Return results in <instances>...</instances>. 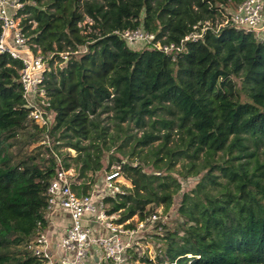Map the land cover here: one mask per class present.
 Here are the masks:
<instances>
[{"label":"trees","instance_id":"trees-1","mask_svg":"<svg viewBox=\"0 0 264 264\" xmlns=\"http://www.w3.org/2000/svg\"><path fill=\"white\" fill-rule=\"evenodd\" d=\"M241 1L21 0L19 25L27 42L33 51L50 55L44 85L47 109L53 112L51 147L44 144L45 156L14 159L10 154V140L20 131L31 125L30 135L42 137L44 128L27 117L21 60L0 53V264H40L26 245L47 223L45 192L55 177L57 156L65 168L70 167L67 158L75 163L72 188L90 192L95 180L89 182L86 173L102 170L106 146L99 116L109 111L117 125L132 122L141 130L139 136H127L134 138V147L160 140L150 150L158 169L151 173L111 154L106 170L115 161L131 182L102 196L106 212L119 213L117 223L134 215L144 219L161 203L168 208L180 183L161 177L162 166L168 169L184 158L191 171L200 153L206 156V172L181 194L175 228H164L153 258L130 249L132 262L264 264V161L257 157L264 156V43L225 25L184 40L173 58L155 48L132 47L118 34L143 28L164 43L179 44L191 31H200L203 21L214 22L229 4ZM171 130L178 139L168 146ZM219 151L224 157H216ZM162 160L164 165L157 164ZM165 177L174 181L173 189Z\"/></svg>","mask_w":264,"mask_h":264},{"label":"built area","instance_id":"built-area-1","mask_svg":"<svg viewBox=\"0 0 264 264\" xmlns=\"http://www.w3.org/2000/svg\"><path fill=\"white\" fill-rule=\"evenodd\" d=\"M22 6L21 0H0V53H8L11 57L21 60L19 82L25 107L28 108L27 117L44 128L42 143L51 147L49 129L53 112L47 109L49 97L44 85L50 55L46 56L41 51H33L27 42L17 22V19L21 17L18 10ZM220 19L214 22L203 21L199 25L200 31L197 29L191 31L179 44L164 43L162 39H156L154 33L145 31L143 28L126 29L118 34L129 45L141 44V47L147 46L162 50L173 58L177 52L181 51L184 40H197L202 37L205 30L213 29L216 32L225 25L253 33L259 42L264 43V0H242L233 11L223 14ZM197 27V25L193 26V28ZM59 55L63 59L68 58L66 52H61ZM120 171V164L105 171L106 194L121 190ZM73 175V169L65 168L57 156L56 174L45 192L47 197L45 210L46 212L53 208L67 210L70 222L60 241L52 243L48 232L43 228L39 229L34 239L26 245L40 264H128L129 250L137 244L136 238L139 233L146 231L149 225L153 226L157 234L163 233L165 222L161 220L157 212L148 213L144 219H139L137 215H134L122 223L115 222L116 213L106 212L107 204L103 202L102 196L96 201L93 199L96 191H103V185L102 189L78 194L72 188ZM85 213L94 215L97 221L104 223L109 235L94 236L84 220ZM55 251L63 252L57 262L54 261Z\"/></svg>","mask_w":264,"mask_h":264},{"label":"rangeland","instance_id":"rangeland-1","mask_svg":"<svg viewBox=\"0 0 264 264\" xmlns=\"http://www.w3.org/2000/svg\"><path fill=\"white\" fill-rule=\"evenodd\" d=\"M238 4V3H237ZM236 3L229 4L228 7L224 9V14L230 13L233 11L234 7L237 5ZM222 17V16H221ZM218 17L217 20H221ZM21 18V17H20ZM20 18L17 19V22H20ZM87 20V19H86ZM85 22L82 23V25ZM132 47H135L134 45H130ZM137 47H141L142 45H136ZM41 51V50H36ZM33 52V51H32ZM35 53V52H33ZM58 63V60L53 62V67H55ZM159 116H165L167 118H170L168 115H164L162 113H159ZM99 121L102 126L106 127V134H105V142L106 146L102 149L101 154V162L103 164V168L101 171H96L95 173H92L91 171H88L86 174V179L92 183V178L95 180L90 186L91 191L93 189H102L103 185V191H96L99 196H106V189L104 188L105 185V170L107 164L112 160L111 154H114L116 157H119L121 160L130 162L133 166L140 165L145 172L151 173L156 170H158L155 167L154 164V156L152 155L151 151L153 146H157V144L160 142L154 141L152 144L145 146V147H134L135 140L133 137L128 138L129 135H137L139 136L141 134V130L137 129L132 122H122L117 125V119L114 117L113 111L104 112L99 116ZM34 128L31 125H28V127L25 130H22L19 132V134L16 136V138L11 139V146L9 147V152L12 155L14 159H20L24 158L27 155H37V156H45L44 151V144L42 143V139L44 138V134L42 137L38 135H30L33 132ZM161 133L165 132V129L161 128ZM113 136L114 139L110 140V136ZM178 135L175 130H171L170 135V141L168 142V146L173 145L175 142H177ZM89 140H83V144H88ZM123 144V146H121ZM121 146V147H120ZM134 148V153L132 154ZM60 152L64 151L65 149L63 147H60L58 149ZM69 152L72 157L76 155V151L72 148L69 149ZM41 153V155H39ZM159 156H163V152H160ZM222 156L223 152L219 151L216 155V157ZM259 163H262L264 161V156L259 152L257 155ZM163 158V157H162ZM205 158L206 156L203 153H200V157L196 161V167L189 171L187 170L188 166V160L181 158L177 161H175L168 169L162 168L160 169V176H170L174 178L177 182L180 183V189L177 191V193L174 194L173 201L171 205L166 208L164 204H158L154 207L153 210L150 212H157L161 220H163L164 227L170 228L173 230L176 226L177 221V206L179 205L181 201V194L184 191L190 190L195 183L201 178V176L206 172V169H203V165L205 164ZM246 159H242V161H245ZM67 162L70 164V168L74 171V165L75 163L72 161L71 158H67ZM165 160L158 161L157 164L164 165ZM41 165V164H40ZM114 165H116L115 161L111 162L110 168H112ZM254 166V158H251L248 163L249 170H252ZM198 170L197 174H193L194 171ZM107 171V170H106ZM214 174L220 175V172L218 170L213 171ZM158 174V173H157ZM183 174H186L188 176H183ZM170 177H165L166 180L171 182L170 188L173 189L174 187V181L171 180ZM124 179V180H123ZM163 179V178H161ZM75 180V178H74ZM77 180V179H76ZM121 186L131 187V182L124 177V175H120ZM219 181L224 182L225 178L219 176ZM123 181V182H122ZM90 191V192H91ZM216 189H213V192H216ZM100 198V197H99ZM108 208V205L106 206ZM149 212V213H150ZM118 212L115 214L116 218L118 217ZM163 234V233H162ZM162 234H157L152 225H149L146 231L141 232L138 234L136 238L137 244L133 246L132 250L137 253V256L140 257L142 254L146 253L149 258H153L155 251L161 246L163 238ZM129 254L132 256L130 250ZM128 264L137 263V264H143L142 262H139L137 260L136 262H132L130 259Z\"/></svg>","mask_w":264,"mask_h":264},{"label":"crops","instance_id":"crops-1","mask_svg":"<svg viewBox=\"0 0 264 264\" xmlns=\"http://www.w3.org/2000/svg\"><path fill=\"white\" fill-rule=\"evenodd\" d=\"M99 197V194H93L94 201H96ZM46 220L47 223L45 225V230L48 232L51 242L54 243L55 241H60L64 237L66 229L70 222L69 212L61 208H53L49 212H46ZM84 220L91 228L94 236L105 237L109 235V231L105 227L104 223L97 221L94 215L85 213ZM60 254H63V252L60 253L59 251H55V262H57Z\"/></svg>","mask_w":264,"mask_h":264}]
</instances>
